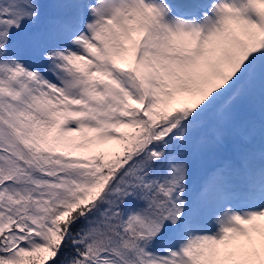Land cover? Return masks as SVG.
I'll return each instance as SVG.
<instances>
[{"label": "snow or ice", "instance_id": "obj_1", "mask_svg": "<svg viewBox=\"0 0 264 264\" xmlns=\"http://www.w3.org/2000/svg\"><path fill=\"white\" fill-rule=\"evenodd\" d=\"M0 264H264V0H0Z\"/></svg>", "mask_w": 264, "mask_h": 264}, {"label": "rangeland", "instance_id": "obj_2", "mask_svg": "<svg viewBox=\"0 0 264 264\" xmlns=\"http://www.w3.org/2000/svg\"><path fill=\"white\" fill-rule=\"evenodd\" d=\"M47 4L54 5L57 0H44ZM55 11V9H52ZM258 103V102H257ZM247 115V108L242 110V117ZM215 157L210 153L204 154H194L191 159V167H192V182L191 187L195 188L199 185L200 181L203 177L211 170V168L216 164ZM199 168V172L196 169Z\"/></svg>", "mask_w": 264, "mask_h": 264}, {"label": "trees", "instance_id": "obj_3", "mask_svg": "<svg viewBox=\"0 0 264 264\" xmlns=\"http://www.w3.org/2000/svg\"><path fill=\"white\" fill-rule=\"evenodd\" d=\"M196 169L198 170V172H199V168L198 167H196Z\"/></svg>", "mask_w": 264, "mask_h": 264}]
</instances>
